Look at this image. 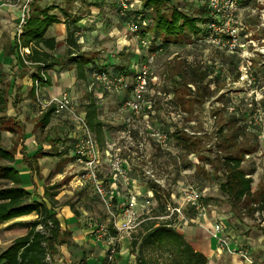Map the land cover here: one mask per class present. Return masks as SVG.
<instances>
[{
  "label": "rangeland",
  "instance_id": "rangeland-1",
  "mask_svg": "<svg viewBox=\"0 0 264 264\" xmlns=\"http://www.w3.org/2000/svg\"><path fill=\"white\" fill-rule=\"evenodd\" d=\"M37 1L42 7L56 6V9L50 12L55 13L62 20L58 7L64 6L63 1L32 0L31 4ZM162 1L164 12H169L174 7L182 14L197 16L211 9L209 0ZM164 1L168 2L165 6ZM215 4L221 9L219 15L212 16L216 22L215 27H218L220 39L226 43L229 32L235 35L233 53L206 43L205 35L210 32L206 30L207 25L204 26V32L200 38L191 37L184 42L166 46L159 45L160 41H154L161 48L155 50L156 47H152L147 51L141 42V30H137L136 33L129 32L125 25V17L120 15L115 0H106L104 4L100 0H75L70 12L74 16L81 17L75 24L79 52L83 53L85 58L93 60L84 66L85 72L95 63L111 73H127L131 66H135L137 62L153 54L148 96L154 101L150 123L152 127L157 125L160 130L169 133V144L167 149H161L156 142L149 140L144 144L143 153L133 156L130 177L138 186L137 191L143 193L149 189V186L154 185L162 195V202L172 207L179 201L180 189L184 185L193 184L203 193V203L224 218V227L226 225L231 235L235 234L242 240L243 236L249 232L255 237L259 236L260 232H264V213L255 215L256 206H250L246 201L231 206L227 197L219 191V184L222 181L221 173L213 171L207 162L216 163L223 152L218 141L220 137L218 128L222 127L224 132L231 131L234 126L230 124V121L237 120L238 125L243 124L246 128L244 131L241 130L238 144L253 149L251 153L244 156L241 170L245 175L253 172L252 177L255 182L259 179L264 182V0H216L213 5ZM92 6L95 7L92 8ZM104 7L106 10L103 9ZM134 11L132 8L126 12V15L132 19ZM208 13L212 14L210 11ZM1 29L0 26V31ZM50 30L49 33L57 37L62 28L52 25ZM14 31L16 32L14 26L10 33L1 31V42L5 45L9 44L12 38L10 34L15 33ZM64 48L63 39V43L56 42L55 49L50 53L61 58ZM183 62L186 65L192 64L212 69L211 76L209 75L205 80L210 97L204 98L203 101L195 98L196 102L191 103L188 112L181 110L182 108L180 109L177 105L179 100L175 101L172 96L173 90L177 88L181 100L192 98L185 95V83L177 77L179 67L182 65L180 63ZM62 65L64 66L60 70L66 72L65 80H63L66 87L61 86V89L75 101V110L79 113L83 107L81 102L85 99L83 95L85 84L83 80L74 81V69L71 67L67 69L64 63ZM6 67L7 65H1V68ZM10 76L7 71L4 80H10ZM190 86L193 89V86ZM216 88H218L217 91ZM7 96L12 98L11 93ZM18 96L15 95V100ZM91 96L101 104L97 108L98 117L107 134L115 138V134L121 131V122L126 115L121 108L123 96L105 93L98 87L93 88ZM33 102L34 99L26 101L28 109L35 108V102L34 104ZM57 120L62 127L61 134L69 135L72 131H78L69 114H61ZM174 129L181 130L197 143V151L193 153L196 159H192L196 163L192 162L189 155H185L183 149L175 145L171 136V131ZM123 145L121 142V146ZM6 163L0 160V168ZM202 168L205 170L204 173L201 171ZM147 169L152 170L154 178L160 183L156 184L147 177L145 173ZM71 170L73 169L68 166L63 168L61 176L53 179V184L49 180L52 173L46 178V182L51 185L45 188L56 186V190L52 191L56 192V207L67 204L70 209L72 205L78 213V216H71L70 219L60 215L61 228L69 232V235L65 238L66 243L57 246L54 255L48 258L50 264H135V256L139 250L149 262L158 259L160 264H172L173 258H169L168 255L174 251V248L169 241L138 246L144 233V227L141 224L152 221L157 211L158 205L155 200L152 199L150 205L143 211L138 208V211L143 213L139 214L134 221L137 223L134 229L112 235L106 211L89 192L74 186L75 172ZM5 186H10V183L0 177V188ZM128 190H131L130 185L119 184V196H125ZM75 194L78 195L77 198L74 197ZM166 194H169V202H167ZM119 212L120 210H117L116 213ZM183 213L187 218L194 215L188 206L184 207ZM22 218L11 221L7 226L0 224V252L15 238L26 232V228L20 225L21 223L34 220L33 215ZM157 219H171L173 228L191 243L193 240L186 234L191 229L201 230L208 235L204 228L191 221L183 223L174 216ZM67 224L70 225V229L66 227ZM100 229H106L107 235L113 237L112 243L107 244L106 238L97 237ZM132 240L137 242V246L133 249L134 253H131ZM109 255L111 258H108Z\"/></svg>",
  "mask_w": 264,
  "mask_h": 264
},
{
  "label": "trees",
  "instance_id": "trees-1",
  "mask_svg": "<svg viewBox=\"0 0 264 264\" xmlns=\"http://www.w3.org/2000/svg\"><path fill=\"white\" fill-rule=\"evenodd\" d=\"M64 2L63 7H58V11L62 15L60 20L55 13L50 11L56 9V6L42 7L38 4L32 3L29 7L28 17L22 26L19 37L12 43L8 53H17V60L22 67L28 65L24 64L23 59L19 55V49L27 48L28 54L24 55V59L31 63L36 70L42 68L50 69L60 62L67 66H74L78 79L84 78V66L93 60L85 58L83 53L79 52L77 46V36L75 32V24L81 19L80 16H74L70 12L75 0H61ZM101 2L104 1L100 0ZM162 0H140L141 11H134V16L144 13L145 16L150 17L151 24L149 32L153 36L154 41H160L161 46L168 44H178L184 42L186 39L194 37L200 38L204 32V26L213 21L209 15V10H205L202 14L197 16L185 15L174 7H170L169 12L162 11ZM168 2L164 1V6ZM168 11V10H167ZM125 20L129 19L127 15ZM62 23L65 27V48L61 58H55L50 52L56 47L54 37H47L46 31L52 25ZM207 30V28H206ZM208 31V30H207ZM156 43L155 50L161 48ZM150 48V49H151ZM179 67L177 76L185 85V95L191 96V99L184 98L181 100L178 96V89H174L172 96L177 102L181 110L188 112L191 103L196 102L195 98L201 101L204 98L210 97V91L205 80L212 73L209 67H199L196 65L184 62ZM97 64L90 66L95 68ZM105 69V68H104ZM187 80V82H186ZM180 85V84H179ZM193 86V89L190 87ZM218 88H216V91ZM183 98V97H182ZM53 108L49 107L40 115V122L46 125ZM85 123L89 130L95 136L99 146L107 136V132L98 117V110L95 106L94 100L90 99L84 106L83 111ZM234 126L231 131L223 132V128H218L220 135L219 142L222 155L218 158L216 163L207 162L212 167L213 171L220 172L222 181L219 184V191L224 194L229 200L231 206L239 204L246 200L251 195V179L245 177V173L241 170V162L243 155L249 150L245 149L237 142V137L242 134L241 130H245L243 124L238 125L237 120L230 121ZM174 143L177 147L184 150L185 155H190L197 151V143L187 137L181 130L174 129L171 133ZM230 151H233L232 154ZM0 160L7 163L13 161L12 151L4 150L0 147ZM27 160V161H26ZM23 161L31 171H36L33 158H24ZM209 161V160H208ZM204 173V168L201 169ZM0 177L8 180L10 186L0 188V223L7 222L11 219L35 214L34 220L21 223L20 225L26 228V232L15 238L11 244L0 253V264H50L48 258L52 257L56 252V247L66 243V237L69 232L62 230L60 223L55 215L54 209L57 206L55 200L56 186L45 188L41 200H31V194L23 190L20 186V181L17 172L9 165H3L0 168ZM153 191V200L157 203V211L153 215V220L148 224H141L144 228V233L138 246L161 244L164 241H169L173 245V250L168 256L173 258L172 264H208L207 257L196 249L193 243L187 241L175 228H173L170 220H158L159 217L168 215L166 210V202H162V195L158 192L156 187L149 186ZM85 191V190H84ZM167 202L169 194H166ZM253 203H257V209L264 212V191H256L250 198ZM246 203L247 202L246 200ZM67 205V204H65ZM71 212L76 217L77 211L70 205ZM172 216H170L171 218ZM110 230V229H109ZM115 235L114 230L111 231ZM137 246L136 240L131 241V253H134V248ZM135 264H160L155 260L149 262L142 255L140 250L135 256Z\"/></svg>",
  "mask_w": 264,
  "mask_h": 264
},
{
  "label": "built area",
  "instance_id": "built-area-1",
  "mask_svg": "<svg viewBox=\"0 0 264 264\" xmlns=\"http://www.w3.org/2000/svg\"><path fill=\"white\" fill-rule=\"evenodd\" d=\"M115 1L121 16H125L126 12L132 8L135 11H141L140 0ZM209 1L211 4L209 11L212 13L210 16L219 15L221 9L217 4L213 5L216 0ZM31 2L32 0H24L21 6L22 12L16 28V39L21 33L22 26L27 18L26 11ZM150 24V17H146L144 13L125 20V25L130 33L141 30V42L147 51L151 46L156 45L153 36L149 32ZM215 24V20L206 24L207 30L212 31L205 35L206 43L214 45L217 49L222 48L228 53H233L235 35L229 32V38L224 43L219 37L220 35L217 32L219 30L218 27H215ZM26 54H28L27 48L19 49V55L24 64L32 65L24 59ZM152 60L153 54H150L141 62H137L135 66H131L127 73H111L109 70L97 65L89 71L88 88L98 87L105 93L115 96L122 95L121 108L126 113L121 122V131L115 134V138H111L108 134L102 146L98 145L95 136L86 125L84 113H76L75 101L67 92L63 91L44 101L40 99L39 89L40 86L46 83L47 75L42 66L34 73L33 87L39 114L45 112L49 107L53 108L52 113L55 115L67 113L78 130L74 132L75 137L71 147V159L77 168L73 177L74 186L89 192L96 198L106 211L111 229L116 233L129 232L134 229L137 226L134 221L139 217V214L143 213H140V211L149 206L153 199L152 189H148L143 193L137 191L138 186L130 177L133 156L142 154L144 144L148 143L149 140L156 142L161 149H167L169 144V133L160 130L157 125L152 127L150 123L154 104V101L148 97L151 86L150 64ZM121 142L124 144L123 146H121ZM189 158L191 160L196 159L193 154H190ZM193 163H196V161ZM145 173L152 182L160 183L154 178L151 169H147ZM119 184L130 185L131 190H128L125 196H119ZM180 192L177 205L166 206L168 215L165 217L174 216L183 223L187 221L196 223L206 230L218 249L231 255L236 254L250 264L251 260L246 251L233 250L230 247V240L224 232L223 218L217 216L214 209L203 203V193L198 191L193 184L184 185ZM185 206L192 210L193 216L189 218L184 216ZM138 208L141 210L138 211ZM117 210H120V212L116 213ZM97 237L106 238L107 244L112 243L114 240L113 237L107 235L106 229H100ZM108 258H111V256L109 255Z\"/></svg>",
  "mask_w": 264,
  "mask_h": 264
},
{
  "label": "crops",
  "instance_id": "crops-1",
  "mask_svg": "<svg viewBox=\"0 0 264 264\" xmlns=\"http://www.w3.org/2000/svg\"><path fill=\"white\" fill-rule=\"evenodd\" d=\"M23 2L24 0H0L1 31L10 33L13 26L14 28H17L18 19L22 12L21 6ZM38 2L39 1L34 3L38 4ZM29 7L26 11L27 17L29 13ZM93 7L95 6H92V8ZM103 9L106 10L105 7ZM52 25L62 28L59 36L55 37L53 33H49L51 31L50 29L52 28ZM52 25L50 26L51 28L49 27L50 29L48 28L49 31L48 29L46 31L47 37H54L56 42L62 41L63 43V39H65L64 25L62 23H56ZM14 34H16V32L10 34V38H12L10 39L9 44L5 45L0 40V85H2L0 86V147L4 150L12 151L13 161L4 165H9V167L13 168L14 171L17 172L21 188L31 194V200H41L44 188L48 185H51V183L46 182V178L51 173V179L49 180H51L53 184V179H57V177L61 176V170H63V168L68 166L69 168L71 167V169H73L71 171L76 172L77 168L74 166L71 159V147L75 134L74 131L70 132L69 135L61 134L62 127L57 122L59 121L57 120L59 115L51 113L46 125H43L40 122V115L42 113L39 114V108L37 102L35 101L36 98L33 87V79L36 68L29 65L22 67L17 60V53L15 51L11 54L8 53L15 38ZM52 55L55 58H59L55 54ZM2 64L5 66L7 65V67L1 68ZM62 64L63 63L60 62L58 65L44 70L47 75V81L45 84L40 86L39 89V96L42 101L63 92L61 86L66 87L63 82V80H65L66 72L64 70H60V68L64 66ZM66 67L67 69H70L71 67L75 71L74 66ZM7 71H9L11 75L10 80H4L7 76ZM73 80L76 82L83 80L85 84V90L83 91L85 99H83L81 102L83 105L81 112L90 99L94 100L95 106L98 108L101 104L94 97L92 98L91 91H93V89L88 88V71H84L83 79H78L76 72H74ZM8 93H11L12 98L7 96ZM15 95H19L17 100L14 98ZM33 99L35 102V104L33 102L35 108L33 107L28 109L27 104L25 103L26 101H33ZM224 131L225 130L223 129V132ZM244 148L249 151L243 155V159L246 154H249L253 151L252 148L246 146ZM24 158H33L37 170L31 171L27 165V162L23 161ZM252 173L250 175H245V177L251 179V195L247 197L246 200L249 202L250 206H256L254 211L255 215L257 213L258 216L263 215L264 212L257 209V203H253L254 201H251L250 198L256 191H264V182H262V179H259L255 182L254 177H252ZM77 196L78 195L75 194L74 197L77 198ZM68 208L69 207L67 205H63L54 209L55 215L61 227L62 218H60V215L67 219H70L71 216H74L71 210ZM58 210L60 211L56 212ZM65 210H67V212H65ZM29 215H33L35 218V214L32 213ZM22 217L25 216L14 218L0 224L7 226L9 225L8 223H11V221L23 219ZM223 222L225 224L224 218ZM66 227L68 229L71 228L69 224H67ZM224 232L228 236L230 240V247L233 250L246 251V254L251 260L250 264H264V232H260L259 236L257 237L249 232V234L247 233L243 236L242 240L236 237L235 234L231 235V232L227 230L226 225L224 227ZM186 234L193 240V244L196 249L207 257L209 264H249L236 254L231 255L226 251L218 249L215 242L201 230L191 229L186 232Z\"/></svg>",
  "mask_w": 264,
  "mask_h": 264
}]
</instances>
